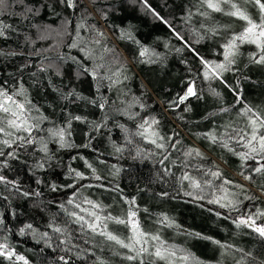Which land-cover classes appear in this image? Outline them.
<instances>
[{"label":"trees","instance_id":"obj_1","mask_svg":"<svg viewBox=\"0 0 264 264\" xmlns=\"http://www.w3.org/2000/svg\"><path fill=\"white\" fill-rule=\"evenodd\" d=\"M232 2L260 22L254 0ZM73 4L5 0L0 5V90L13 95L23 89L14 99L29 101L28 115L40 121L30 136L16 133L24 140L11 147L0 143V244L15 253L11 260L0 256V264H165L148 254L129 261L134 252L71 215L91 221L81 211L87 209L127 219L130 207L142 230L180 250L177 256L189 255L187 264H234L210 260L184 241L215 238L224 226L246 240L241 250L231 248L244 258L242 264H264V237L238 226L241 218L264 212V174L254 171L257 160L234 154L247 151L237 141L249 138L252 113L264 117V64L254 62L264 50L237 40L234 62L227 70L216 69L218 77L209 72L206 78L204 64H227L224 45L243 33L246 22L227 14L230 4L216 12L203 0ZM191 85L196 95L181 102ZM246 108L252 113L244 115ZM60 128L66 129L64 146L49 134ZM185 175L200 187L193 188ZM221 197L227 199L220 203L232 200L234 206L210 202ZM133 198L135 205L126 203ZM106 223L108 231L120 225ZM256 223L264 225V217ZM149 224L156 229H147ZM159 229L177 235V245L165 242ZM145 246L152 252L158 245L149 240Z\"/></svg>","mask_w":264,"mask_h":264},{"label":"snow or ice","instance_id":"obj_2","mask_svg":"<svg viewBox=\"0 0 264 264\" xmlns=\"http://www.w3.org/2000/svg\"><path fill=\"white\" fill-rule=\"evenodd\" d=\"M254 2L256 5H258L262 13L259 23L254 22L252 18L248 16L245 11H242L235 3H233L232 0H203V3H205L209 9L216 12L223 11L221 4H230L232 11L227 12V14L230 16L237 17L245 21L247 24L243 33H241L239 36L233 37L232 40H230L226 45H224L225 48L224 58L225 61H227V64H217L215 65L214 68H212L208 64V62L206 61L204 62L205 68L207 69V71L205 72L206 78H209V72H211L213 76L218 77L219 73L216 71V69L227 70L228 65L234 62L232 57H234L237 54V44H236L237 40H240L241 42L246 41L249 43H255L258 48L264 50V2H261V0H254ZM4 3L5 0H0V5H3ZM67 4L69 7L74 6L73 0H67ZM141 55H144V52H142ZM254 62L258 64H264V54H261L259 59L255 60ZM92 74L93 76H95L96 72L93 71ZM15 95H23V89H21L20 92L14 93L13 95H8L3 90H0V113L4 114V115H0V135L6 137H12V139H2L0 140V143L8 147H11V145L15 143L16 140L25 139L22 136L16 135V133L26 132L30 136L33 129L38 128L40 123L39 120L28 115V113L32 111V106L30 102L25 100L24 103H20L14 99ZM193 95H196V92L193 87L189 86L187 89V93L185 94V96H182L180 100L181 102H183L188 98V96H193ZM248 113H252L251 108H246V111L243 114L248 115ZM252 115L255 118L249 117V124L251 126V134L249 138L245 139V136L241 135L239 136V140L237 141V143L243 141L242 146L245 149H247V151L241 153H234V154L239 155L242 161H247L249 159L257 160L259 166L256 167L254 171L256 173L264 174V163H260V161H264V131H262L264 130V117H261L256 113H252ZM75 119L80 120L81 117L77 116L75 117ZM155 123H157V121L153 120L152 124ZM140 127L144 128V125H140ZM149 127H151V125H149ZM9 129L11 131H9ZM147 131L148 129L145 128L144 132ZM144 132L139 133V135L143 136ZM49 134L53 137H58L61 146H64L66 144L65 141L66 129L64 128H60L58 130L50 129ZM151 135L153 137H157L158 133L153 131ZM209 139H211L213 143L217 142V137L214 134L209 135ZM28 142L31 143L32 140L29 139ZM152 143H156V140L153 139ZM156 146L158 148L164 147L163 144H159V143H156ZM223 146L228 148L227 143H225ZM43 150L47 151L46 145L44 146ZM228 150L232 151L231 148H228ZM197 155H199V153H197ZM89 167H91V165H89ZM76 175L77 177H81V173H76ZM212 175L214 177H218L219 173L214 172L212 173ZM96 178L99 179V177ZM245 178L250 179L251 177H245ZM183 179L191 181V185L193 188L200 187V184L192 180V178L188 175H185ZM0 180H3V177H0ZM224 183L228 184L231 182L225 180ZM222 199H227V197H221L216 201H210V202L220 203V200ZM69 203L71 204L72 201L69 200ZM87 203L91 204L93 209L100 207L99 205L94 204L92 201H87ZM126 203L135 205V199L133 198L131 201H126ZM220 206L233 207L234 202L232 200H228L227 204L220 203ZM77 207H79V205H77ZM81 211H86L88 216L92 217L93 219L89 221L86 220L84 216L71 213V215L75 216V222H80L82 226L86 225L93 232H97V229H100L98 233L99 235L104 236L108 241H112L122 248L128 249L129 252H134L135 255H128L126 257V259H128L129 261L136 260L138 257L142 256L143 254L154 256L157 260L165 261V264H175V261L177 259L187 264V262L190 260V256L187 254L177 256V252L180 250L166 247L164 245V242L161 241L160 236L158 234L150 236L149 233L143 231L139 221L136 219L137 212L131 207L128 210L127 219L113 217V216L101 217V215H99L97 212L90 211L87 209H81ZM260 217H264V212H258L255 218L253 216H248L247 218H241L238 221V226L243 225L249 227L253 231L257 232L261 237H264V225H258L256 223V219H259ZM107 221H114L117 224L128 227L132 233L131 237L128 238V242H125L124 239L119 238L117 235H114L112 232L107 231V227H108L106 223ZM164 221H168V218L164 217ZM167 226H171V225L169 224ZM27 227L30 228L31 225H28ZM21 231L23 232V229ZM54 231L62 232V229L55 228ZM45 235H47V233H45ZM149 240L157 242L158 245L155 246L154 251L152 252H149V248L145 246L149 244ZM213 243H219V242L213 241ZM221 247H226V246L221 245ZM227 247H231V246H227ZM6 248H7L6 245L0 244V256H5L7 259L11 260L12 256L15 255V253L6 251ZM16 259L24 260V257L17 256ZM63 259L64 258L61 257V260ZM24 264H28V262L24 260ZM64 264H68V261H64ZM141 264H144L143 260H141ZM153 264H155V262H153ZM238 264H240V262H238Z\"/></svg>","mask_w":264,"mask_h":264},{"label":"rangeland","instance_id":"obj_3","mask_svg":"<svg viewBox=\"0 0 264 264\" xmlns=\"http://www.w3.org/2000/svg\"><path fill=\"white\" fill-rule=\"evenodd\" d=\"M191 87L194 88L193 85H191ZM94 197L96 199L100 198L98 194H94ZM153 227L154 229H156L154 224H149L146 226L147 229H152ZM159 231L161 236H164L168 239V241L165 242H169L171 245H174V247L175 245H177L176 244V242L178 241L177 235H175L171 231L164 233V229L161 230L159 229ZM110 232H112L114 235H117L119 238L124 239L125 242H128V238L131 237L132 235L129 229H125L120 225L114 226L110 230ZM216 234L217 236L215 238L210 237L208 239H204L201 241H188V240H184V241L191 243L192 245L191 248L193 251L197 252L199 250L202 253V255H204L210 260H222L226 258V259L235 260L234 264H238V262L242 264L241 262H243L244 258L240 256L238 253H235L234 251L231 250V248H238L239 250H241L240 247H243L246 241L245 238L242 236V234L238 232L230 231L225 226L217 229ZM213 241H218L219 243H213ZM221 241H227L231 247H221L220 244ZM197 242L200 244H198ZM188 262H190V260Z\"/></svg>","mask_w":264,"mask_h":264},{"label":"water","instance_id":"obj_4","mask_svg":"<svg viewBox=\"0 0 264 264\" xmlns=\"http://www.w3.org/2000/svg\"><path fill=\"white\" fill-rule=\"evenodd\" d=\"M186 93H187V91L184 93V95H183V96H185V94H186ZM189 97H190V96H188V98H189ZM188 98H187V99H188ZM187 99H186V100H187ZM184 101H185V100H184Z\"/></svg>","mask_w":264,"mask_h":264},{"label":"flooded vegetation","instance_id":"obj_5","mask_svg":"<svg viewBox=\"0 0 264 264\" xmlns=\"http://www.w3.org/2000/svg\"><path fill=\"white\" fill-rule=\"evenodd\" d=\"M259 225V224H258Z\"/></svg>","mask_w":264,"mask_h":264}]
</instances>
